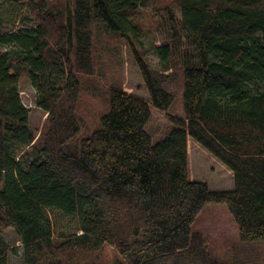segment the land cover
<instances>
[{
  "label": "trees",
  "instance_id": "trees-1",
  "mask_svg": "<svg viewBox=\"0 0 264 264\" xmlns=\"http://www.w3.org/2000/svg\"><path fill=\"white\" fill-rule=\"evenodd\" d=\"M143 13L164 36L158 71ZM110 38L148 100L103 71ZM167 72L181 77V117ZM24 79L46 115L39 133ZM151 107L172 124L157 141ZM189 140L232 173L230 190L190 180ZM208 205L237 226L226 262L194 229ZM8 230L22 264H264L247 260L264 253V0H0V264L17 253Z\"/></svg>",
  "mask_w": 264,
  "mask_h": 264
},
{
  "label": "rangeland",
  "instance_id": "rangeland-1",
  "mask_svg": "<svg viewBox=\"0 0 264 264\" xmlns=\"http://www.w3.org/2000/svg\"><path fill=\"white\" fill-rule=\"evenodd\" d=\"M142 16L145 21L144 24L146 25L142 40L143 59L152 70L158 71V59L154 56L153 46L162 44L164 36L162 37L160 33L154 32V26L150 25L147 13H143ZM109 40L110 43L107 46L105 45V51L102 53L103 60L106 64V70L103 71H106L110 78H112V83L121 86L123 91L148 100L147 90L127 44L124 41L113 38ZM166 74L170 75L169 72ZM166 83V89L175 94V101L169 113L172 116L181 117V77L178 74H171ZM20 97L23 105L30 110V127L33 131L39 133L45 125L46 115L35 106V91L25 79L20 82ZM167 116L168 113L157 111L151 107V119L146 129L154 141L161 139L172 127ZM187 153L189 178L191 181L205 182L209 189L213 191L230 190L232 188V173L201 146L189 140ZM68 224L70 228L68 227L67 231L71 233L73 232V225L70 222ZM194 229L206 236L208 247L213 255L218 260L226 262L228 245L237 240V226L230 217L226 207L224 205H208L204 207L198 216ZM10 232L12 230L7 231L6 241L10 245L17 247V253L16 255L10 256L9 264H22V249L19 243H15L14 235ZM257 250H260V248H257ZM257 250H247L248 262L264 263V253L258 252Z\"/></svg>",
  "mask_w": 264,
  "mask_h": 264
},
{
  "label": "crops",
  "instance_id": "crops-1",
  "mask_svg": "<svg viewBox=\"0 0 264 264\" xmlns=\"http://www.w3.org/2000/svg\"><path fill=\"white\" fill-rule=\"evenodd\" d=\"M188 167H189V164H188Z\"/></svg>",
  "mask_w": 264,
  "mask_h": 264
}]
</instances>
